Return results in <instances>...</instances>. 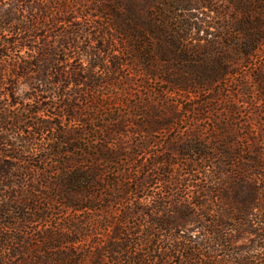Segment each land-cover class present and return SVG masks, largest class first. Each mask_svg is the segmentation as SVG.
Listing matches in <instances>:
<instances>
[{"label": "trees", "instance_id": "16d2710c", "mask_svg": "<svg viewBox=\"0 0 264 264\" xmlns=\"http://www.w3.org/2000/svg\"><path fill=\"white\" fill-rule=\"evenodd\" d=\"M22 84L29 91L20 95ZM217 103L246 105L248 118L255 105L264 108V0H0V187L48 194L63 211L85 215L146 193L155 181L173 192L172 170L181 165L196 208L207 195L226 204L202 227L210 238L201 242L154 236L176 225L161 221L180 209L161 206L168 199L140 212L149 219L144 233L128 227L137 213L125 208L91 264H264V216L253 214L263 209L255 187L262 153L245 160L229 149L228 120L207 118ZM180 112L194 117L186 141L145 170L136 165L138 155L125 151L148 144L123 139L174 131ZM207 119L212 144L202 143L198 126ZM10 199L0 200V232L21 235L46 218L44 203ZM237 232L260 239L233 246ZM21 241L0 239V264H80L71 250H57L64 240H50L38 261H17Z\"/></svg>", "mask_w": 264, "mask_h": 264}, {"label": "rangeland", "instance_id": "374dc122", "mask_svg": "<svg viewBox=\"0 0 264 264\" xmlns=\"http://www.w3.org/2000/svg\"><path fill=\"white\" fill-rule=\"evenodd\" d=\"M56 31L57 30L55 29L50 31L48 30V33L46 34L48 37L47 41L54 42L51 38L52 35H56ZM28 91V86H26V84H22L19 86L17 93L23 95ZM180 107H188V104L183 103ZM235 107L236 108L222 103H217L216 106L210 107L214 111L213 113H209L207 118H209L210 121L217 118H225L228 120V124H230L231 127L228 131L230 136L225 137L222 141H226L227 144H229V149L232 152L240 153V156L245 160L252 159L255 153L261 152V157L264 160V117L259 115V111H263L264 108L259 105H255L252 117L248 118V116H246V110H248L246 105L237 103ZM18 110L20 111L22 108L17 106L16 109L10 110V116L16 115ZM230 111L234 113L229 115ZM180 116L182 123L174 131H170L165 134H154L152 137L130 134L123 139V141L128 143L130 147L131 144H138L141 147L148 144L145 152L134 148H128V150L125 151L126 153L138 155V157L134 160L136 165L143 166L144 168L153 160L154 157L159 158L162 153H166V155L171 156V153L167 151L169 145H178L181 142L186 141V135L191 133L189 129L194 124L192 122V118L194 117H187V115H184L183 112H180ZM62 122L65 121L62 120ZM198 126L203 129L202 132H200L202 143H214L215 140L212 138L213 132L209 128L210 122H208V119L199 123ZM172 160H175L174 156H172ZM115 168L125 171V168H123L122 165H118ZM172 171L174 173V183L177 184L176 190L173 192L171 191L172 193L164 192L165 188L163 184L160 181H155L152 182L150 189H148L146 193L131 196L127 198L126 202L116 203L115 205H108L104 202L101 204L104 208L100 212L97 213L95 210V212L93 211L85 215L63 211L61 206H59L60 204L58 199L55 197L49 199L48 194L36 193L30 194L31 196H27L25 193H18V191L22 190L24 192H28V189L25 187L20 189L15 184L8 187H0V200H8L10 198V200L20 199L28 203L29 206H36L37 208H41L44 203V205L48 208L46 218L44 220L38 219L36 222L27 225L23 234L19 235L14 232H6L7 234H4L3 232H0V239L7 235L16 239H22L21 244L18 245L21 255L18 257L16 256L17 261L21 260L27 263L32 260L36 261V259L38 261L44 253L43 248H47L51 245L49 244L50 240L56 242L64 240V243L59 242L58 251L68 252L71 250L74 255V259H76L77 262L80 264H91L95 255L99 252V249L102 247L105 248L107 243H109V239L112 237V233L116 228L115 224L117 219L119 220V218L126 213V211H124L125 208L130 209L127 212L133 213L136 210L135 213H137L135 218L127 220L128 227H135L133 230L139 229L140 233H144V231L148 229L146 227V223H148L149 219L139 217L141 216V211L157 207L159 205L158 199L163 198L168 200L161 202L164 203L161 204V206L165 205L169 208L176 207V209L180 207V209L176 211L175 216H168L169 218L163 217L161 219L164 223L169 219L171 223H176L175 226L170 225V232H167L166 234L158 233L154 236H160L166 240L165 238L169 239V236L171 235L176 238L178 242H184V240L188 239L196 242L206 241L210 238V236L206 235V232L203 231L202 227H205L206 222L211 220V216H215L214 213H218L223 208L226 209V204L219 201H211L209 199L211 196L212 198H215L216 194L207 195L208 199L201 202L203 209L200 210L196 208L194 198L197 197V191L195 188L190 187V183L188 181L189 178L186 176L184 168H182L181 165H178V167L175 166ZM199 172L203 173L202 170ZM255 174L257 175V183L255 187L258 195V201H256V204L263 209L261 211H254L253 214L257 215L259 218L260 214L264 216V169L256 171ZM196 176L198 179L201 178L200 174H196ZM199 181V185L204 186L205 182L203 181L202 183V179ZM37 190L42 192L43 188L39 187ZM224 197L225 195H222V198ZM178 198H181V201L176 203L174 199ZM224 211L229 213L232 220L234 219L233 213L231 214L228 210ZM2 223L3 222H1L0 225ZM70 223H72L71 226H69ZM0 227L2 228V225ZM120 229H122V227ZM258 235H261V233ZM258 239H260L258 236L255 237L248 233L237 232L232 234L231 245L246 246L250 243L257 242ZM167 243L164 242L161 245L159 244L160 246L163 245L160 250L161 253L166 252V249L168 248ZM105 260L107 262V259ZM125 261L126 260L120 264H128ZM108 264H111L110 261H108Z\"/></svg>", "mask_w": 264, "mask_h": 264}]
</instances>
